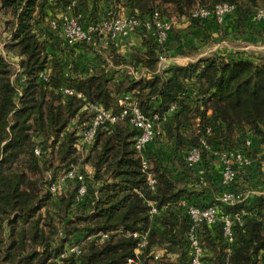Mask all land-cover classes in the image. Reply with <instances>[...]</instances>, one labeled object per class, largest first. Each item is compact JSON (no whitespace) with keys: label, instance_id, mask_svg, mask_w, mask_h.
<instances>
[{"label":"trees","instance_id":"1","mask_svg":"<svg viewBox=\"0 0 264 264\" xmlns=\"http://www.w3.org/2000/svg\"><path fill=\"white\" fill-rule=\"evenodd\" d=\"M218 4L234 6L231 15L238 33L264 9V0H0V12L9 18L5 49L20 58L14 85L12 69L0 55V264H128V259L136 260L133 264H165L181 247L187 254L188 220L175 204L179 200L200 207L216 204L231 221V243L223 236L222 222L198 229L205 264H264L263 168L255 164L240 173L230 188L244 194L245 184L257 182L253 187H259L260 194H247L229 206L217 202L224 189L214 181L207 156L196 169L182 158L207 127L214 147L238 148L248 133L252 141L264 144V58L213 54L156 73L163 49L141 29L136 33L141 50L126 58L110 43L105 56L113 67L143 68L147 76L115 81L105 57L91 49L99 45L98 37L67 46L50 28L62 13L77 18L83 27L122 16L150 18L154 13L187 17L191 25L215 23L189 18L198 7L211 10ZM172 30L168 38L178 40ZM86 50L94 58L80 55ZM44 72L47 81L39 78ZM63 88L72 93H61ZM126 94L147 117L164 115L174 106L163 125L168 149L161 151L159 139L146 151L157 178L154 193L145 184L133 148L139 131L127 122L115 124L111 131L99 129L87 153L76 147L92 116L86 104L116 111L117 98ZM84 164L91 172L85 175L81 169L86 193L80 203L75 204L76 181L66 182L68 188L61 193L50 191L63 173ZM174 173H182V178ZM190 183H197L199 191L190 190ZM53 196L58 204L54 213ZM147 202L158 210L152 219ZM134 232H146L148 238V246L137 256ZM106 233L101 240L100 234ZM75 245L79 255L67 250ZM153 250H162L163 256L154 260Z\"/></svg>","mask_w":264,"mask_h":264},{"label":"built area","instance_id":"2","mask_svg":"<svg viewBox=\"0 0 264 264\" xmlns=\"http://www.w3.org/2000/svg\"><path fill=\"white\" fill-rule=\"evenodd\" d=\"M234 10V6L231 4H218L211 10L198 7L191 13L189 19L200 21L213 19L216 24L221 25L227 16L234 13ZM187 19V17H182L180 21H187ZM252 19L264 22V9L257 10ZM174 25L175 18L160 17L158 13H154L150 18L144 19L132 16L103 19L98 24L88 25L87 27L81 26L77 18L64 13L59 14L56 20L50 22L51 30L58 31L67 46H75L82 42L90 43L95 36L98 37V44L102 49H107L110 43H114L117 46L119 41L125 40L130 35L144 29L163 49V52L159 56L156 73H160L168 67L165 61L164 45ZM47 77L45 72L39 75L41 81H47ZM60 92L71 94L72 90L63 88ZM116 102V111L104 109L98 104H86L84 109L92 116L84 131L80 134L76 145L77 150L86 152L93 143L99 129L111 131L115 124L127 122L139 131V134L133 138V148L140 158V168L145 177V184L149 191L154 193L157 188V178L151 170V162L146 156V151L148 146L154 141L164 138L163 125L167 120V116L173 113L174 106H171L164 115L154 114L147 117L141 112L138 103L130 94L119 96ZM197 133H200V131L198 130ZM211 136V128L207 127L205 134L198 138L197 144L182 152L183 161L187 167L196 169L201 165L203 155H206L209 160L210 169H212L214 181H217L224 189L217 197V202L229 206L240 203L245 199L247 193L243 194L240 191H231L230 188L236 182L237 176L240 173L254 168L255 164H257L252 155V137L247 135L238 148L224 149L211 145L208 142ZM34 154L36 156L40 155L37 148L34 149ZM262 168V179L264 180V167ZM172 170L176 171V169ZM69 181L79 183L75 198V204H78L83 200L86 193L84 178L78 169L74 168L63 173L50 186V191L52 193H61L65 183ZM257 194H260V192H257ZM147 203L149 205L148 215L152 219L158 215V210L152 202ZM175 204L183 211L188 220L186 231L188 264H205L203 261L205 251L197 237V231L201 225L211 227L218 222H222L223 236L228 243L232 242L231 221L228 216L221 214L216 204L200 207L191 205L184 200H179ZM131 236L138 240L137 248L134 251L137 256L148 246L147 233L134 232ZM107 237V233L100 234L101 240ZM68 252L79 255L80 249L79 247H73ZM150 255L154 260L160 258L158 252L155 250L151 251ZM135 261L134 259H128L127 263L133 264Z\"/></svg>","mask_w":264,"mask_h":264},{"label":"crops","instance_id":"3","mask_svg":"<svg viewBox=\"0 0 264 264\" xmlns=\"http://www.w3.org/2000/svg\"><path fill=\"white\" fill-rule=\"evenodd\" d=\"M234 19V14L227 16L221 25L210 21L201 23L200 25H191L188 21H183L184 24L181 27L182 30H180L178 33V40H175L173 36H170L167 39V52L165 55L166 64L168 66H183L204 56L217 54L224 57H230L229 54H235L238 51L240 52L239 55L242 57H256V52L258 50L264 49V34L262 32L264 29V22L254 21L251 18L245 24L242 32L238 33L233 27ZM208 40L214 41L216 44H213L211 49L207 47H201V45H203L204 42ZM220 44L223 46L221 47ZM141 48V37L138 34L130 35L127 39L119 41L116 46L117 53L123 55L126 58L129 57L134 50H141ZM192 48H198L197 52L187 54L188 50ZM91 49L95 51V53L105 57L108 63V69L120 68L113 67L108 61L107 56H105L107 49H102V47L100 48L99 45L92 47ZM80 55L87 58H94V54L91 51L80 52ZM140 71L142 76H147L145 69L141 68ZM248 135L253 137V135L250 133H248ZM208 196L209 198L211 197L210 195ZM155 251L158 252L160 257L163 256L162 250ZM171 256L175 258V262L173 264H182L178 260L177 254H171L168 257Z\"/></svg>","mask_w":264,"mask_h":264},{"label":"rangeland","instance_id":"4","mask_svg":"<svg viewBox=\"0 0 264 264\" xmlns=\"http://www.w3.org/2000/svg\"><path fill=\"white\" fill-rule=\"evenodd\" d=\"M172 18H175V17H172ZM169 19H171V18H169ZM8 20H9V18L6 15H4L3 13L0 12V55L2 57H4V59L9 63V65H10V67L12 69L11 81L13 82L14 85H16V77L19 75V72H20V69H19L20 58L17 55H15V53L9 52L8 50L5 49V45L10 40L9 28L6 27V25H5L6 21H8ZM183 24H184L183 21L177 20L175 18V25H174V28L172 30V34L173 35H178L180 30H182L181 27H182ZM213 44L215 45L216 43L214 41H209L208 40V41L204 42V44L201 45V47H207V48L211 49ZM222 46L223 45H221V47ZM197 49H195V48L194 49H190V50H188L187 54L196 53ZM239 53L240 52L238 51L235 54H233V53H231V54L228 53V54L234 56V55L239 54ZM256 53L257 54H256L255 58H264V49L258 50ZM204 57H207V56H204ZM124 67H120V68H117V69L110 68L109 75H110V73H113V76L116 79L115 81L123 80L125 76H129L132 79H136V80L139 79L140 77H142L140 69H135L132 66H127V67H125V69H124ZM21 81H22V79H21ZM74 124H75V120H72L70 122V127H73ZM251 145L253 147V150H252V155L254 156L253 159L258 164V166L264 167V144L261 143V142H258V141H252ZM168 147H169V144L164 139H162L160 141V145H159V148H161V151H163L165 149H168ZM78 169H79L78 171L80 173H81V169H83V171L85 172L84 173L85 175H88L91 172V168H90V166L88 164H84V165L81 166V168L79 167ZM183 173H184L185 176H189V172L188 171H183ZM174 176H175L176 179H181L182 178V173H180V174L179 173H174ZM253 181L254 180L252 179L251 182H253ZM256 183L257 182L252 183V184H248V183L245 184L244 189L247 190V192H246L247 194H256L257 193L256 189L259 188V187H256L255 190H254V187H253L254 185H256ZM196 184L197 183H190L188 188L190 190L192 189V190L198 192L199 191L198 189H200V188ZM67 188H68V185H65L64 188H63V191L65 189H67ZM57 208H58L57 197L55 198V196H53L52 199H51V209H50V211L52 213H54V212L57 211ZM75 247H77V246L75 245ZM71 248L72 247L67 248V250L71 249ZM181 249H182V247H181ZM181 249L179 248L178 253H177L178 260L182 264H188L187 254H185L184 249H182V250ZM174 262H175V258L173 256H171L170 259L168 261L164 262V263L165 264H173Z\"/></svg>","mask_w":264,"mask_h":264}]
</instances>
